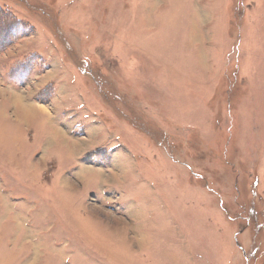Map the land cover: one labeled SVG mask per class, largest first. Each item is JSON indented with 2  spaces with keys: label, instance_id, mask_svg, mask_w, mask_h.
<instances>
[{
  "label": "rangeland",
  "instance_id": "rangeland-1",
  "mask_svg": "<svg viewBox=\"0 0 264 264\" xmlns=\"http://www.w3.org/2000/svg\"><path fill=\"white\" fill-rule=\"evenodd\" d=\"M0 264H264V0H0Z\"/></svg>",
  "mask_w": 264,
  "mask_h": 264
},
{
  "label": "bare ground",
  "instance_id": "bare-ground-1",
  "mask_svg": "<svg viewBox=\"0 0 264 264\" xmlns=\"http://www.w3.org/2000/svg\"><path fill=\"white\" fill-rule=\"evenodd\" d=\"M34 110V107H32V105H26L23 107L22 109V113L25 114V113H29V112H32ZM58 133H61V130H58L57 131V134ZM56 134V133H55ZM67 182V181H66ZM72 186V185H71Z\"/></svg>",
  "mask_w": 264,
  "mask_h": 264
},
{
  "label": "trees",
  "instance_id": "trees-1",
  "mask_svg": "<svg viewBox=\"0 0 264 264\" xmlns=\"http://www.w3.org/2000/svg\"><path fill=\"white\" fill-rule=\"evenodd\" d=\"M6 20H7V18H6V19H4V22H7ZM7 23H8V22H7ZM4 24H6V23H4Z\"/></svg>",
  "mask_w": 264,
  "mask_h": 264
}]
</instances>
